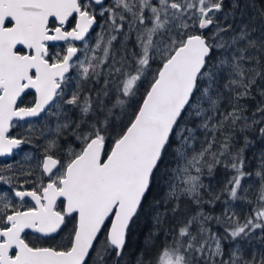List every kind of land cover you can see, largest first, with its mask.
Segmentation results:
<instances>
[{
    "label": "snow or ice",
    "instance_id": "snow-or-ice-1",
    "mask_svg": "<svg viewBox=\"0 0 264 264\" xmlns=\"http://www.w3.org/2000/svg\"><path fill=\"white\" fill-rule=\"evenodd\" d=\"M25 145L0 264H264V0H0Z\"/></svg>",
    "mask_w": 264,
    "mask_h": 264
},
{
    "label": "flooded vegetation",
    "instance_id": "flooded-vegetation-1",
    "mask_svg": "<svg viewBox=\"0 0 264 264\" xmlns=\"http://www.w3.org/2000/svg\"><path fill=\"white\" fill-rule=\"evenodd\" d=\"M28 99H31V97H29ZM41 119H43V118H40V120ZM36 121H39V120L33 118L30 122L34 123ZM26 128H27V125L25 124V122L20 121V122H17V126L11 130V133H12V135L25 134ZM15 131H16V133H15ZM32 149L33 148L31 145H25V146H23L22 150H16L14 156H12L9 159L0 157V165H4V164H8V163H15L16 161H22L24 159L25 153H28V151H31ZM62 235H63V233H62ZM28 237L30 239H35L37 243L44 244L45 246H50V245L55 243L54 240H48L47 238H44L41 235L34 234L32 232H28ZM59 239H60V236L55 237V240L58 241Z\"/></svg>",
    "mask_w": 264,
    "mask_h": 264
},
{
    "label": "trees",
    "instance_id": "trees-1",
    "mask_svg": "<svg viewBox=\"0 0 264 264\" xmlns=\"http://www.w3.org/2000/svg\"><path fill=\"white\" fill-rule=\"evenodd\" d=\"M97 31H99V29H97ZM93 35H95V33H93ZM15 133H16V131H15ZM41 143H43V141H41ZM224 176H225L224 173H220V175L218 176V179H223ZM145 231H146V229H145ZM142 239H143V238L141 237V238H140L141 242H142Z\"/></svg>",
    "mask_w": 264,
    "mask_h": 264
},
{
    "label": "rangeland",
    "instance_id": "rangeland-1",
    "mask_svg": "<svg viewBox=\"0 0 264 264\" xmlns=\"http://www.w3.org/2000/svg\"><path fill=\"white\" fill-rule=\"evenodd\" d=\"M43 122V119H41V120H39V121H36V122H34L33 124H36L37 126H39L41 123ZM41 143V142H40ZM42 144V143H41ZM33 151V149L31 150V151H28V153L29 152H32Z\"/></svg>",
    "mask_w": 264,
    "mask_h": 264
},
{
    "label": "water",
    "instance_id": "water-1",
    "mask_svg": "<svg viewBox=\"0 0 264 264\" xmlns=\"http://www.w3.org/2000/svg\"><path fill=\"white\" fill-rule=\"evenodd\" d=\"M11 157H12V156L2 157V158H7V159H9V158H11ZM28 232H31V231L29 230ZM38 235H40V234H38Z\"/></svg>",
    "mask_w": 264,
    "mask_h": 264
}]
</instances>
